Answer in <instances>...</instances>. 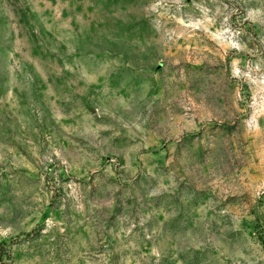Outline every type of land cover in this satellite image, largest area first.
<instances>
[{
	"label": "rangeland",
	"instance_id": "obj_1",
	"mask_svg": "<svg viewBox=\"0 0 264 264\" xmlns=\"http://www.w3.org/2000/svg\"><path fill=\"white\" fill-rule=\"evenodd\" d=\"M0 264H264V0H0Z\"/></svg>",
	"mask_w": 264,
	"mask_h": 264
}]
</instances>
